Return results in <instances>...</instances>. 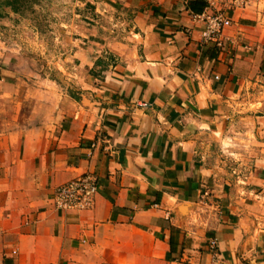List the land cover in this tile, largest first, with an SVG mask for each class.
<instances>
[{"label": "crops", "instance_id": "0c3cea01", "mask_svg": "<svg viewBox=\"0 0 264 264\" xmlns=\"http://www.w3.org/2000/svg\"><path fill=\"white\" fill-rule=\"evenodd\" d=\"M236 1L93 0L118 35L74 15L67 77L0 62V264H264V0ZM89 172L92 207L55 210Z\"/></svg>", "mask_w": 264, "mask_h": 264}, {"label": "rangeland", "instance_id": "374dc122", "mask_svg": "<svg viewBox=\"0 0 264 264\" xmlns=\"http://www.w3.org/2000/svg\"><path fill=\"white\" fill-rule=\"evenodd\" d=\"M5 1L15 3L3 6ZM91 1L0 0V62L5 66H22L23 71L24 66H36V70L50 78L67 77L62 73L57 76L54 68L79 64L71 55L75 48L70 42L72 35L66 33L74 15L97 22L99 28H104L100 29L102 34H117L119 30L114 23V11L110 10L112 18L108 21L88 9Z\"/></svg>", "mask_w": 264, "mask_h": 264}, {"label": "built area", "instance_id": "2783aa9c", "mask_svg": "<svg viewBox=\"0 0 264 264\" xmlns=\"http://www.w3.org/2000/svg\"><path fill=\"white\" fill-rule=\"evenodd\" d=\"M244 0H237L241 5ZM196 19L201 22L200 42L202 44L218 43L223 32L231 26V20L222 12L211 11ZM99 181L94 173L83 174L57 187L52 196V205L55 210L62 212H84L89 210L98 191ZM207 252L213 264H224L220 256L216 239L207 243Z\"/></svg>", "mask_w": 264, "mask_h": 264}, {"label": "trees", "instance_id": "16d2710c", "mask_svg": "<svg viewBox=\"0 0 264 264\" xmlns=\"http://www.w3.org/2000/svg\"><path fill=\"white\" fill-rule=\"evenodd\" d=\"M15 2L14 1H5L4 2V5L3 6H9V7H11V6H13V4H14ZM205 4L204 3H202V6H204ZM1 6V5H0ZM12 10H16L15 8H12Z\"/></svg>", "mask_w": 264, "mask_h": 264}]
</instances>
